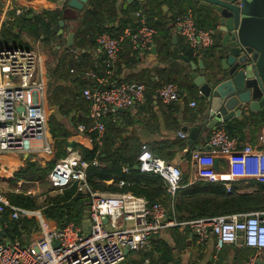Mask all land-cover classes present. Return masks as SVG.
<instances>
[{
    "label": "built area",
    "instance_id": "built-area-1",
    "mask_svg": "<svg viewBox=\"0 0 264 264\" xmlns=\"http://www.w3.org/2000/svg\"><path fill=\"white\" fill-rule=\"evenodd\" d=\"M11 11L9 5H4L0 0V28L23 14L22 10ZM137 18V28H125L120 38L108 33L98 37L97 44L104 56V75L90 70L84 72L85 77L93 83L82 93L89 104V118L93 126L87 129L80 125L78 133L96 131L100 144L105 132V120L115 115L118 112L116 109L132 110L146 102L144 84L118 82L115 79L123 42L129 41L131 49L140 56L151 55L155 46L157 29L149 24L144 12H138ZM173 21L194 57L200 58L217 46V30L198 27L193 10L175 16ZM43 58L33 50L0 44V156L36 154L45 160L55 157V140L48 129L47 79L42 66ZM157 95L164 105L181 101L179 87L174 83L160 87ZM190 107L196 108L197 103L192 102ZM20 108L23 110L19 111ZM226 124L222 120L212 130L207 143L209 150L204 146L192 152L194 182L222 185L228 192L238 182L264 184V130L257 144L252 145L238 137H231ZM179 136L189 140L187 134L179 133ZM39 139L44 141L43 148L35 151L32 144ZM216 159L226 160V167L218 165L216 170ZM138 162L142 173L155 174L165 181L167 192L172 197L178 190L194 183L190 181L184 186L181 166L155 156L147 146H143ZM91 166H99V161L89 163L83 160L79 150H69L47 178L52 187L60 191L76 184L79 193L90 196L92 201L85 226L70 223L64 228H51L45 223L41 212L11 205L6 194L0 191V218L11 212V218L15 221L31 216L39 219V229L33 231L34 240L28 246L19 240L4 241L1 237L0 264H123L127 258L125 249L130 252L147 251L154 237L174 227H188L199 246L216 238L214 262L218 261L217 254L229 245L264 252V212L178 223L169 218L167 208L161 203L150 204L145 198L132 194L92 193L87 184V171ZM125 171L128 169L125 168ZM8 172L6 166L0 165L1 179ZM105 218L108 219L107 224L104 223ZM244 264H258L257 256L249 258Z\"/></svg>",
    "mask_w": 264,
    "mask_h": 264
},
{
    "label": "trees",
    "instance_id": "trees-1",
    "mask_svg": "<svg viewBox=\"0 0 264 264\" xmlns=\"http://www.w3.org/2000/svg\"><path fill=\"white\" fill-rule=\"evenodd\" d=\"M162 2L173 10L174 17L185 14L191 9L197 18L198 27L206 30L216 29L215 20L210 17L215 16L211 8L196 7L190 0L180 2L162 0L157 4L149 5L147 8L140 7V3L134 6L131 5L130 9L132 11L136 13L144 12L149 24L159 31L160 34L155 37L158 58L161 63H169L170 65L169 68L147 70L141 73L136 80L118 81L144 84L146 86V102L138 108L141 112H144L150 106L152 107L155 102L164 105L157 95V90L167 83L178 85L181 101L187 103L193 97L197 99L196 92L198 88L195 87L190 77V67L181 61H169L175 34H171V29H163L164 25L161 21L156 22V16L160 15H157L155 10L156 7L159 9L162 6ZM116 3L117 0H90V8L85 10L83 24L76 31L74 46L70 51L64 50V53H56L54 49L59 41L54 32V28L60 20L56 11H45L42 14L33 15L32 19L29 18L28 13L22 14L15 23L7 22L3 25L0 33L2 46L24 49L28 47L20 40V31H24L21 24L24 23L25 29H28L37 41H41L43 48L58 56L54 73L57 74L60 71L58 79L62 84L57 91L64 93L61 95L62 98H60L61 101L58 102V106L63 115L71 117V125L67 128L55 116H51V119L48 120V129L55 140V157L45 167L29 159L25 161L24 166L18 164L12 169L14 183H32L42 179L47 180L57 162L68 155L66 150L67 138L74 134L73 129L77 133L80 125L86 126L87 129L93 126V121L89 118V104L82 96L83 91L88 87H92L93 83L86 77L79 78V73L84 67L93 66L94 64L86 54H82V51L87 46L96 47L98 37L104 33H108L114 38H120L123 34L130 20L127 19L125 23L121 21L116 26L113 25L117 17ZM133 26V28H137L138 25L133 24ZM176 36L178 37L179 52L190 58L191 61L197 62L198 59L193 56V52L185 39L180 34ZM126 43L130 46L129 41H125L121 47H124ZM129 48L126 54L130 57V61L135 62L139 54L134 52L131 46ZM122 51L121 49L120 55ZM101 70L102 73L98 74L104 75V57ZM120 71L119 68L118 73ZM64 82L68 84L65 85ZM179 103L164 106L172 111ZM202 112V109L194 111V117ZM131 115L130 110L110 115L105 120V132L101 139L102 144L97 140L99 133L95 131L87 134L92 140V149L77 146L76 149L80 151L83 160L89 163L94 160L99 161V166H91L87 171V184L92 193L132 194L145 198L150 204L161 203L167 208L169 218L178 223L218 216L264 212V184L256 181L235 183L232 190L228 192L222 185L202 181L187 186L190 178L188 175H184L183 172L182 184L187 187L178 190L174 197L169 195L167 184L162 178L135 169L139 165L138 158L142 148L147 146L155 156L170 163L176 161L178 152H183L187 148L186 158L190 162L192 149L189 147L187 140H179L172 144L162 143L155 148L149 147L148 144L141 142L135 132L130 131L129 127L131 126L128 123L131 120ZM226 123L231 137H238L241 141H245V131L250 130L251 134L255 136L258 131L264 128V109L256 113L251 112L245 117L233 119ZM125 168L128 169L127 172ZM121 183H124V185L120 186ZM53 189L56 195L48 198L43 206L39 205L37 199L31 195L8 193L6 197L13 206L31 211L41 210L45 223L51 228H64L70 223L85 226L87 211L92 201L90 196L79 193L76 184L62 191L56 188ZM11 214V212H7L0 218V229L4 234L3 240L10 242L19 240L23 245H30V237L33 231L39 229L38 217L31 216L25 220L15 221L12 220ZM166 232L172 243L167 242L166 238H160L158 235L151 240V247L147 251H131L124 264H146L147 260H149L148 264H174L176 261L175 253L182 254L186 252L191 246V242L196 240L195 237L191 238L192 231L188 227H174L166 229ZM214 241L216 245V238H214ZM255 254V249L229 245L217 254V262H214L215 250L209 264H226L229 256L234 257L231 264H244Z\"/></svg>",
    "mask_w": 264,
    "mask_h": 264
},
{
    "label": "water",
    "instance_id": "water-1",
    "mask_svg": "<svg viewBox=\"0 0 264 264\" xmlns=\"http://www.w3.org/2000/svg\"><path fill=\"white\" fill-rule=\"evenodd\" d=\"M125 1L128 5H133L135 0ZM89 2L90 0H57L56 14L60 20L54 32L59 40L63 38L65 31H70L66 22L78 20L79 14L86 10ZM190 2L196 7L211 8L215 16L210 17L215 20L217 33L221 37L217 54L212 59L211 70L204 74L198 72V68L205 69L203 61L196 63L180 54L177 36L173 41L170 60H179L190 67V77L207 107L194 126L182 129L184 134H188L189 147L194 150L198 138L213 130L218 122L240 118L244 109L250 112L264 109V0ZM74 37L73 33L68 34L66 51L74 46ZM152 52L156 54L155 46ZM22 110L20 108L19 111ZM116 111L125 112L123 109ZM75 147L74 142L68 143L70 151ZM206 149L209 150L210 147L207 146ZM218 165L219 159H216V170ZM135 169L139 170V166ZM107 222L108 219L105 218L104 223ZM0 236L3 238L4 234L0 232ZM129 253V249H125L126 256ZM178 263L177 261L176 264Z\"/></svg>",
    "mask_w": 264,
    "mask_h": 264
},
{
    "label": "crops",
    "instance_id": "crops-1",
    "mask_svg": "<svg viewBox=\"0 0 264 264\" xmlns=\"http://www.w3.org/2000/svg\"><path fill=\"white\" fill-rule=\"evenodd\" d=\"M56 2L57 1H53V0H3L4 5L5 4L9 5L10 10H12L11 13H14V11H17V10H22L23 14H26V13L29 14L30 19H32L33 15H39L45 11L55 12L57 10ZM157 2L158 0H144V2H140V0H135L133 6L136 5L137 3L138 4L140 3V7L147 8L149 5L157 4ZM130 7L131 5H128L127 1L117 0V3H116L117 17H116V22L113 25L116 26L121 21L125 23L127 19L130 20V23L129 24L127 23L128 25L127 27L133 28L134 27L133 24L137 25V22H138L137 13L132 11ZM162 7L163 6H161L159 9L156 7L155 11L157 15H160V16H156V22H158V20L161 21L162 24L164 25L163 29H166V30L171 29L172 31L171 34L173 35L175 34V36L179 35L174 26V21L172 19L174 17L173 11H171L170 9H167L164 11L162 10ZM89 8L90 7L88 4L86 6V10H88ZM84 13L85 11L79 14L80 17L78 20L66 22L69 26L70 31H65L63 38L59 40L58 43H56V47H58L59 43H63V45H61L62 48L58 49L59 53L65 50L68 34L73 33L74 35H76V31L83 24ZM134 14H136V16H133ZM20 17L15 18L13 22L15 23ZM21 26L22 28H24V31H20L21 32L20 38L22 39L21 41L23 42V44H26L28 46L26 49L33 50L39 53L40 55L44 56L46 53L43 49L41 41H35L33 39L31 32L28 29H25L24 23H22ZM17 32H19V30H17ZM220 40H221V37L218 36V41L220 42ZM75 41H76V36L74 37V42ZM219 42L216 47L203 53L202 57L197 58L198 61L196 63H198L199 61H203V64L205 66L204 70L198 68L199 74H204L205 72L211 70L210 67L212 66V59L217 54ZM129 47L130 46L128 45V43H126L124 47H122L123 51L120 55V60L115 70L116 81L129 80V79L136 80L138 79L141 73L146 72L147 70L153 71L154 69H162V68L170 67L169 63H161L159 61L158 50L156 46H155L156 54L152 52L151 55H144V56L138 55L135 62L130 61L129 59L130 57L126 54V51L130 49ZM177 47H178V37H177ZM173 48H174V44H173L172 50ZM178 50H179V47H178ZM76 52H78V50H76ZM82 54H86L88 56V59L94 65L93 66L89 65L88 67H84V69L79 73V76H80L79 78L83 79V77H85L84 72L87 70L94 71V72L97 71L96 72L97 74L102 73V70H101L102 60L104 56L98 44L96 47L87 46L86 49L82 51ZM169 61L178 62L179 60H169ZM119 68L121 69L120 73H118ZM72 73H74V71ZM99 75H102V74H99ZM196 93H197V99L193 97V99L191 98L189 102L187 103L181 101L178 105L175 106V108L172 111L171 110L169 111L168 107L164 105H160L157 102H155L152 107L150 106L148 109L144 110V112H141L138 109L139 107L130 110L132 112L131 120L128 123V125L130 124L129 126H131L129 127L130 131L135 132L138 135L141 142L148 144V146L152 148L159 147L162 143L172 144L179 140H184L179 136V133H183L182 129L186 126H189V127L194 126L196 124L197 118L203 113H205L207 110L206 104L203 102V100L200 97L199 90H197ZM192 102L197 103L196 108L190 107V104ZM200 109H202L203 112L200 115H197L196 117H194V114H193L194 111H198ZM249 113H251L249 110L244 109L242 113V117L249 115ZM236 119H239V118H236ZM263 130L264 128L258 131L255 136L251 134L250 130L245 131L246 140L243 142L247 144L256 145L258 142V137L261 135ZM211 133H212V130L208 131L203 136L199 137L197 140V143L194 145V148H195L194 150H201L204 146L207 147V143L211 136ZM37 142L38 141L33 142L32 148H33V145ZM70 142H74L76 144V147L74 150H77L76 149L77 146H83L88 149L93 148V143L91 141V138L87 134H80L77 132L76 134H73L72 136L67 138V145H66L67 151H69L68 143ZM194 150L191 151V155ZM187 152H188V148L185 149L183 152H178L177 159L174 162L175 164H179L181 168H183L185 164L189 163L188 159L186 158ZM30 155L34 156L31 159L33 162L38 161L36 159V157H38L36 154H29L27 158H26L27 154H24L21 156L9 155V156H0V165L6 166L9 170H12L18 164L23 166V163L27 159L30 160ZM48 161L50 160H47V162ZM40 165L45 167L46 162H43ZM219 165L220 167L225 168L227 165V161L219 160ZM7 174L9 177L10 176L13 177V174H11L10 172H8ZM193 176L194 175L191 172V178H190L191 183L194 182ZM159 236L160 238L161 237L166 238L167 242L172 243L171 238L166 232V230L163 231ZM191 238H194L193 234L191 235ZM33 240H34V236H31L30 241L32 242ZM238 248H244V246L238 247ZM214 251H215L214 238H211L208 241V243L204 246H199L195 240L191 242V246L186 252L182 254L178 252L175 253L176 261L174 262V264H176L177 261L179 262L178 264H209L214 255ZM254 256H257L258 264H264V252H261V253L256 252ZM233 260H234V257L229 256L226 261V264H231ZM147 261L149 263V260ZM147 261H146V264H148Z\"/></svg>",
    "mask_w": 264,
    "mask_h": 264
},
{
    "label": "rangeland",
    "instance_id": "rangeland-1",
    "mask_svg": "<svg viewBox=\"0 0 264 264\" xmlns=\"http://www.w3.org/2000/svg\"><path fill=\"white\" fill-rule=\"evenodd\" d=\"M162 0H158L160 2ZM157 2V3H158ZM163 3V2H162ZM165 5V6H164ZM162 10L170 9L165 3L162 4ZM173 11L172 9H170ZM177 14V13H176ZM3 27V26H2ZM2 27L0 28V33L2 30ZM33 37V36H32ZM35 41V37H33ZM20 40H22L20 38ZM61 45L63 43H59L58 47L55 46V52L59 53L58 49L62 48ZM45 51V55L43 56V71L46 75L47 79V92H46V105H47V111L49 119H51V116H55L56 119L65 125V127H69L71 124V117L63 115L59 109L58 102L61 101L60 98L61 95H63V92H58V87L62 84L61 81L58 79L60 77V71L55 74L54 68L56 67V59L58 56H55L53 53H50L45 48H43ZM54 73V75H53ZM65 85H67V82H64ZM73 133L76 134V131L73 129ZM44 141L42 139H39L37 143L33 145V149L35 150H41L43 148ZM38 156V155H37ZM33 155H30V160L33 158ZM18 158V157H17ZM39 164L47 162L45 159H41V156L36 157ZM32 161V160H31ZM26 162L23 163V166ZM184 175H188L189 178H191V161L188 164H185L182 168ZM11 174H13L12 170H9ZM4 174V173H3ZM12 176H8V174L3 175V179L0 178V191H2L5 194L8 193H16V194H25V195H31L32 197H35L38 201L39 205H44L45 201L48 198H51L56 195V192L54 191L52 185L48 182V180H40L37 182L32 183H14ZM42 212L41 210H37L35 212ZM131 225V224H128ZM109 230H111L110 227H108ZM124 264V263H123Z\"/></svg>",
    "mask_w": 264,
    "mask_h": 264
},
{
    "label": "flooded vegetation",
    "instance_id": "flooded-vegetation-1",
    "mask_svg": "<svg viewBox=\"0 0 264 264\" xmlns=\"http://www.w3.org/2000/svg\"><path fill=\"white\" fill-rule=\"evenodd\" d=\"M218 36H219V35H218V33H217V45H218V42H219V41H218Z\"/></svg>",
    "mask_w": 264,
    "mask_h": 264
}]
</instances>
